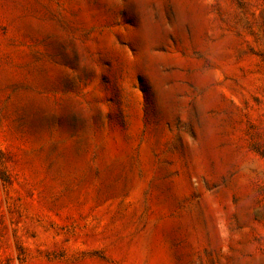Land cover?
I'll return each instance as SVG.
<instances>
[{
	"label": "rangeland",
	"instance_id": "rangeland-1",
	"mask_svg": "<svg viewBox=\"0 0 264 264\" xmlns=\"http://www.w3.org/2000/svg\"><path fill=\"white\" fill-rule=\"evenodd\" d=\"M0 264H264V0H0Z\"/></svg>",
	"mask_w": 264,
	"mask_h": 264
}]
</instances>
